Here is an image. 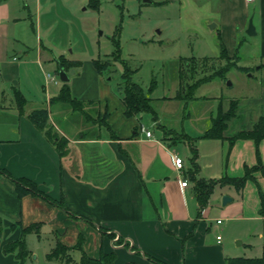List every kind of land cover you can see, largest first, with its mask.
<instances>
[{
  "label": "crops",
  "instance_id": "1",
  "mask_svg": "<svg viewBox=\"0 0 264 264\" xmlns=\"http://www.w3.org/2000/svg\"><path fill=\"white\" fill-rule=\"evenodd\" d=\"M244 6L246 12L236 24L247 28L249 17L254 25L249 35L258 43V93L220 101L215 114L209 115V126L195 137L174 126L153 131L138 113L126 115L122 94L112 90L93 58L71 56L69 33L78 24L68 0H0V264L61 263L46 256L57 241H81L90 258L112 252L118 264H228L234 257L261 255L264 217L258 212L257 186L264 192V175L254 172L255 180L247 179L239 190L216 184L201 208L194 194V178L240 176L245 164L259 160L264 165V137L257 143L236 137L264 118V0ZM62 58L74 62L65 68ZM60 68L68 80L57 86L55 76L44 70L58 74ZM50 80L55 86L47 93ZM63 83L83 102L84 111L52 100ZM231 102L235 108L224 121L222 136L204 137L212 119L226 112ZM37 109L47 113L43 128L29 117ZM151 123L159 124L155 118ZM59 140L64 141L62 153L56 147ZM192 144L197 153L194 168ZM173 154L183 159L180 171L173 165ZM13 178L27 179L48 198L31 192L19 196ZM224 194L230 200L222 204ZM222 218L231 226L248 222V234L229 229ZM35 223L38 231L23 236L27 254L22 260L17 250L3 252L4 244ZM41 232L52 239L37 251ZM255 232L261 252L246 254L239 247L250 246Z\"/></svg>",
  "mask_w": 264,
  "mask_h": 264
},
{
  "label": "rangeland",
  "instance_id": "2",
  "mask_svg": "<svg viewBox=\"0 0 264 264\" xmlns=\"http://www.w3.org/2000/svg\"><path fill=\"white\" fill-rule=\"evenodd\" d=\"M68 4L78 24L69 33L71 56L106 60L102 75L116 93L123 92L127 70L128 80L151 98L153 112L138 114L153 131L174 126L193 136L209 126V115L215 114L220 101L258 93L257 39L236 24L246 12L243 0H68ZM44 72L55 76L57 86L62 83L56 70ZM83 73L88 74L85 69ZM54 86L48 81L46 92ZM38 92L43 97L42 87ZM154 118L159 124L151 123ZM222 219L229 229L248 234H244L248 222L231 226ZM51 239L48 232H41L37 251ZM250 241V246L239 249L244 247L251 255L261 252L256 232ZM65 254L68 259L58 264H79L81 250Z\"/></svg>",
  "mask_w": 264,
  "mask_h": 264
},
{
  "label": "trees",
  "instance_id": "3",
  "mask_svg": "<svg viewBox=\"0 0 264 264\" xmlns=\"http://www.w3.org/2000/svg\"><path fill=\"white\" fill-rule=\"evenodd\" d=\"M224 48L221 47L220 49V55H223ZM72 62L67 60L65 58L60 59V64L66 68L67 65H71ZM106 60L95 58L93 59V64L96 68V70L100 73H102V69L104 66H106ZM123 78L125 80L124 86H123V92L122 94V102L125 106V113L126 115H133L135 113L139 112H153V108L150 104L151 98L143 92L142 88L133 82H130L128 80L129 78V72L125 70L123 72ZM59 100L64 101L68 103L73 110H80L84 111L83 102L80 100L75 99L72 97L69 86L66 83H63L59 93L52 98V100ZM16 100L18 101L19 107H21L24 103L21 96H17ZM235 108V103L231 102L230 107L228 110L224 113H218L213 119H212V125L203 133L204 137H216L219 138L222 136L221 132L224 128V121L227 120L229 117L233 115V110ZM32 122L38 126L39 128H43L47 125V113L45 109H37L33 111L29 115ZM185 135V134H184ZM181 135V136H184ZM236 137H242V138H252L257 143L258 140L264 137V118L260 117L258 121L254 124L253 128L248 131H242L240 132ZM53 138V137H52ZM56 142V141H55ZM63 140H59L57 142V149L60 153L61 151V143H63ZM191 149V156H190V162L192 163V167H196V156L197 153L195 151V147L192 144L190 146ZM259 171L262 175H264V165L258 160L255 164L248 166L244 165V171L243 174L240 176H227L224 175L218 179H202V178H194V194L196 197V200L198 202L199 207H203L209 197L210 194L216 184L219 185H232L237 190L243 187L245 181L247 179H254V172ZM15 182V189L17 194L20 196L23 193L31 192L32 194H38L43 196L44 198H48L43 192L39 191L35 185L24 178H13ZM28 186V187H26ZM258 189V196H259V208L258 212L261 216L264 217V192L260 189L259 186H257ZM38 224H31L28 226H25L21 229V235L19 238H17L14 241L8 242L3 245V252L8 253L14 250H17V257L22 260V258L27 254V249L23 240V236L28 232H37L38 231ZM81 241H77L73 245H66L59 241L56 242L55 246L51 251L47 253L48 259H68L67 256H65L66 251L69 249H79L81 250V257L79 260V264H118L115 263V254L112 252L109 253H101L98 258H90L86 255V253L83 251L82 247L80 246ZM156 262H158L156 260ZM121 264H138L135 262H126ZM228 264H264V246L262 248V253L258 257H234L228 260Z\"/></svg>",
  "mask_w": 264,
  "mask_h": 264
},
{
  "label": "built area",
  "instance_id": "4",
  "mask_svg": "<svg viewBox=\"0 0 264 264\" xmlns=\"http://www.w3.org/2000/svg\"><path fill=\"white\" fill-rule=\"evenodd\" d=\"M244 4H248V2H250V0H243ZM141 130H144V133L147 137H149L151 135V131L144 129L143 127H141ZM172 160H173V165L175 167L176 170L180 171L183 168V159L181 156L173 154L172 156ZM187 183V181L184 179L180 182V185L185 186ZM217 222H220V220L218 219Z\"/></svg>",
  "mask_w": 264,
  "mask_h": 264
},
{
  "label": "water",
  "instance_id": "5",
  "mask_svg": "<svg viewBox=\"0 0 264 264\" xmlns=\"http://www.w3.org/2000/svg\"><path fill=\"white\" fill-rule=\"evenodd\" d=\"M212 26H214V25H212ZM255 31H254V25L252 24V19L251 18H249V20H248V25H247V28H246V33H248V34H253ZM58 77H59V79L61 80V81H67L68 80V77H67V75H66V73H65V71H64V69L63 68H60L59 70H58ZM230 200V197L229 196H227L226 194H224L223 196H222V204H225L227 201H229Z\"/></svg>",
  "mask_w": 264,
  "mask_h": 264
}]
</instances>
